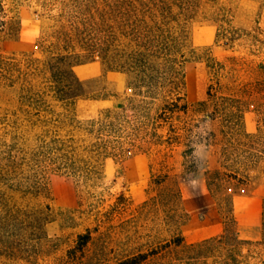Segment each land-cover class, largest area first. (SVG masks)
<instances>
[{
    "label": "rangeland",
    "instance_id": "374dc122",
    "mask_svg": "<svg viewBox=\"0 0 264 264\" xmlns=\"http://www.w3.org/2000/svg\"><path fill=\"white\" fill-rule=\"evenodd\" d=\"M1 1L19 20V30L0 32V54L18 57L34 53L43 58L42 44H48L52 31L61 23L79 21L93 6V0ZM222 12H226L225 21L218 18ZM229 27L236 30L233 41L222 35ZM187 29V101L195 104L207 98L213 78L207 59H217L224 65L218 95L243 100L241 129L227 135L222 118H205L207 110L186 120L185 125L193 126V151L186 155L184 144L135 148L124 158L105 160L100 178L91 185L64 172H47L46 189L39 197L18 200L29 213L23 230L17 232L22 242L13 253L0 255V264H120L139 253L149 254L142 264H213L233 247L237 221L249 223L255 216L261 236L240 238L245 243L234 244L232 253L239 264H264V160L253 164L242 152L261 146L249 141L247 134L256 132L264 114V0L203 4ZM75 72L85 95L75 102L73 111H58L82 122L106 112L135 120L141 98L130 89L128 74L107 68L97 54H85ZM14 97L0 89V115L14 107ZM159 175L168 177L159 189H153L151 179ZM177 192L185 216L180 210L175 217L167 214L162 205L171 204ZM120 196L124 204L114 209ZM176 221L181 224L174 225ZM87 229L92 239L72 262L68 251ZM251 229L255 227L244 231ZM179 233L184 244L175 246L170 241ZM223 234L227 237L216 241L217 249L197 250L196 245Z\"/></svg>",
    "mask_w": 264,
    "mask_h": 264
},
{
    "label": "trees",
    "instance_id": "16d2710c",
    "mask_svg": "<svg viewBox=\"0 0 264 264\" xmlns=\"http://www.w3.org/2000/svg\"><path fill=\"white\" fill-rule=\"evenodd\" d=\"M101 1L93 0V6L79 21L55 28L48 44H42L43 58L34 53L19 57L0 54V89L15 96L14 107L0 115V255L13 253L14 246L21 244L17 232L23 230V220L29 213L18 200L39 197L46 189L47 172H64L91 185L100 178L105 160L124 158L135 148L184 144L188 147L183 151L186 155L193 151V126L185 125L186 120L207 110L210 113L205 118H222L227 135L243 126V100L218 95V76L224 65L215 58L207 59L214 78L208 85L207 98L195 104L186 99L187 23L203 4H216L217 0ZM218 18L225 21L226 12ZM18 30L19 20L0 0V32L12 34ZM222 35L233 41L236 30L224 28ZM84 53L97 54L107 68L129 75L130 89L141 98L135 120L106 112L100 118L82 122L73 114L57 110L71 112L75 102L85 95L75 72ZM247 137L261 146L242 150L244 159L253 164L264 160V114L256 132ZM167 177L153 176L151 187L159 189ZM175 195L171 204L162 205L167 214L175 217L180 210L185 216L179 204L180 193ZM123 199H117L114 209L124 204ZM177 221L174 225L181 224ZM233 235V247L225 257L215 258L213 264H239L232 253L234 244L242 245L246 240L240 239L236 230ZM226 237L223 234L206 240L196 248L215 250ZM91 239L90 229L78 235L76 246L68 251L70 261L84 253ZM170 242L181 246L184 238L179 233ZM148 255L139 253L120 264H142Z\"/></svg>",
    "mask_w": 264,
    "mask_h": 264
},
{
    "label": "crops",
    "instance_id": "0c3cea01",
    "mask_svg": "<svg viewBox=\"0 0 264 264\" xmlns=\"http://www.w3.org/2000/svg\"><path fill=\"white\" fill-rule=\"evenodd\" d=\"M237 224L239 225V228L237 229V232H238V235L240 238L243 237L244 238H258L259 236H261V230L260 231H257L256 230V225H257V219H256V216L254 217V219L250 220L249 223H245V222H242V220H238L237 221ZM247 227H252L255 229H251V231L245 233V228Z\"/></svg>",
    "mask_w": 264,
    "mask_h": 264
}]
</instances>
